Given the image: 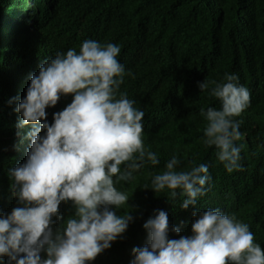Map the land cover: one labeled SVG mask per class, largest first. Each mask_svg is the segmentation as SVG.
<instances>
[{
    "label": "trees",
    "instance_id": "obj_1",
    "mask_svg": "<svg viewBox=\"0 0 264 264\" xmlns=\"http://www.w3.org/2000/svg\"><path fill=\"white\" fill-rule=\"evenodd\" d=\"M86 39L120 46L118 60L132 73L120 91L144 111V144L160 158L159 165H147L116 185L130 195L134 222L123 240L91 264H129L131 249L145 243L142 225L155 210L168 213L170 227L184 222L180 235H190L194 210L179 207L184 197L173 200L166 191L141 188L173 153L181 169L208 165L210 186L197 208L235 215L264 249V0H0V213L17 206L8 172L25 160L30 146L24 139L28 127H15L19 117L12 109L43 59L69 48L79 51ZM226 72L237 74L250 92L249 106L234 118L242 122L236 144L243 145V170L232 173L218 162L215 147L202 143L200 109L219 108V102L197 87ZM71 99L62 96L46 109L49 123ZM58 208L62 218L72 212L70 202ZM169 238L179 237L170 232Z\"/></svg>",
    "mask_w": 264,
    "mask_h": 264
},
{
    "label": "clouds",
    "instance_id": "obj_2",
    "mask_svg": "<svg viewBox=\"0 0 264 264\" xmlns=\"http://www.w3.org/2000/svg\"><path fill=\"white\" fill-rule=\"evenodd\" d=\"M120 52L117 44L86 39L79 51L57 52L29 75L25 94L12 111L19 117L15 127H28L24 139L30 146L25 160L8 172L17 206L0 213V262L91 264L123 240L134 222L130 195L116 185L133 180L147 165H159L160 158L144 144V111L120 91L125 76L132 75L119 62ZM197 87L219 102V108L200 109L203 145L215 147L228 173L243 170V145L236 144L242 122L234 118L249 106V90L237 74L227 72L218 81L203 79ZM68 95L71 102L52 113L49 123L46 109ZM15 100L9 98L7 104ZM180 165L173 153L141 188L166 191L173 200L184 197L179 207L194 210L190 235H180L184 222L170 227L168 213L155 210L142 225L145 243L131 249L129 264H264V249L254 242L247 223L219 208H197L210 186L208 165L187 170ZM62 202L71 204L67 218L59 212ZM170 232L179 238L170 239Z\"/></svg>",
    "mask_w": 264,
    "mask_h": 264
}]
</instances>
